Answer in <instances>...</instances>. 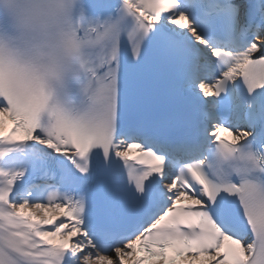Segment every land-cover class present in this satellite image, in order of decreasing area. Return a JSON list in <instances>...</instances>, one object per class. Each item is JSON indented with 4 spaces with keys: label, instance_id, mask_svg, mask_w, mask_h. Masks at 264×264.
<instances>
[{
    "label": "snow or ice",
    "instance_id": "obj_1",
    "mask_svg": "<svg viewBox=\"0 0 264 264\" xmlns=\"http://www.w3.org/2000/svg\"><path fill=\"white\" fill-rule=\"evenodd\" d=\"M0 264H264V0H0Z\"/></svg>",
    "mask_w": 264,
    "mask_h": 264
}]
</instances>
